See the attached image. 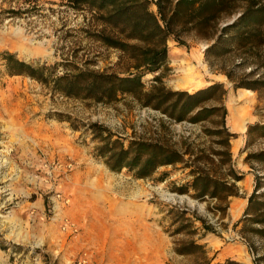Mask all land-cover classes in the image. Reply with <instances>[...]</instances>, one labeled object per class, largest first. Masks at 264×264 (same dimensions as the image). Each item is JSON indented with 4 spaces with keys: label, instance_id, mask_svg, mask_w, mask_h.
Wrapping results in <instances>:
<instances>
[{
    "label": "rangeland",
    "instance_id": "rangeland-1",
    "mask_svg": "<svg viewBox=\"0 0 264 264\" xmlns=\"http://www.w3.org/2000/svg\"><path fill=\"white\" fill-rule=\"evenodd\" d=\"M234 1L210 36L170 35L167 67L143 78L145 91L219 85L198 109L214 111L193 123L127 93L107 103L60 91L65 76L134 72L106 42L117 33L105 13L71 0H0V264H264V48L228 38L255 0ZM5 54L45 67L41 80L10 75ZM109 138L118 150L158 143L184 163L145 178L114 171L102 154ZM198 174L220 182L215 197L198 196ZM193 242L202 249L181 252Z\"/></svg>",
    "mask_w": 264,
    "mask_h": 264
},
{
    "label": "trees",
    "instance_id": "trees-1",
    "mask_svg": "<svg viewBox=\"0 0 264 264\" xmlns=\"http://www.w3.org/2000/svg\"><path fill=\"white\" fill-rule=\"evenodd\" d=\"M76 6H86L92 10L105 13L102 20L116 30L115 38H106L110 47L128 54L133 61V73L126 77L118 74L83 72L76 76H65L56 80V84L67 81L60 91L69 97L84 93L86 97L95 98L99 102H113L120 94H131L145 106H151L162 111L176 122L190 120L198 123L206 120L213 109L202 108L201 105L210 100L219 85L210 86L207 89L197 91L194 94L188 92L166 91L161 85V77L154 80L160 85L154 86L150 91H145L143 82L147 74L158 73L165 69L169 62L167 40L174 33H185L197 30L202 35L210 36L217 19L226 11L232 12L234 0H71ZM158 8V13L151 10V6ZM230 32V33H229ZM228 38L239 47L248 51L254 48H264V3L253 1L246 8L239 19L226 29ZM126 41H133L129 44ZM8 72L10 75H29L41 80L46 71L45 67L18 60L13 54H5ZM72 77L74 79H68ZM81 79V80H80ZM58 89V88H56ZM224 92L219 95L221 101ZM198 110V111H197ZM195 113V114H194ZM226 112L223 113V127L225 125ZM264 130V125L259 126ZM226 136L229 140L231 134ZM106 140V139H105ZM117 142L108 143L103 148L104 157H109V167L114 171L124 168L136 170L141 178L152 176L162 166H176L183 164V157L176 151L152 142H134L129 149L116 148ZM109 145H112L109 148ZM263 156V157H262ZM263 160L264 153L259 155ZM238 179V178H237ZM220 182H212L209 176L198 174L194 181V188L201 186L199 197L208 193L215 197ZM224 185V184H223ZM214 188L211 191V188ZM257 198L254 192L249 198V206ZM194 249H202L201 246L191 243L184 246L182 253L187 254ZM226 264V263H225ZM227 264H233L228 262Z\"/></svg>",
    "mask_w": 264,
    "mask_h": 264
},
{
    "label": "bare ground",
    "instance_id": "bare-ground-1",
    "mask_svg": "<svg viewBox=\"0 0 264 264\" xmlns=\"http://www.w3.org/2000/svg\"><path fill=\"white\" fill-rule=\"evenodd\" d=\"M20 31V30H19ZM18 34L19 35H21L22 34V32L20 31V32H18ZM33 44V43H32ZM41 44V43H40ZM34 45V44H33ZM43 44H41L40 46H42ZM39 46V45H38Z\"/></svg>",
    "mask_w": 264,
    "mask_h": 264
}]
</instances>
